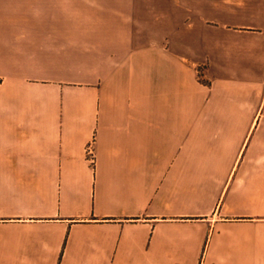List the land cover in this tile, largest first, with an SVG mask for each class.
<instances>
[{"label":"crops","instance_id":"0c3cea01","mask_svg":"<svg viewBox=\"0 0 264 264\" xmlns=\"http://www.w3.org/2000/svg\"><path fill=\"white\" fill-rule=\"evenodd\" d=\"M0 264H264V0H0Z\"/></svg>","mask_w":264,"mask_h":264},{"label":"built area","instance_id":"2783aa9c","mask_svg":"<svg viewBox=\"0 0 264 264\" xmlns=\"http://www.w3.org/2000/svg\"><path fill=\"white\" fill-rule=\"evenodd\" d=\"M87 155H88L90 161H91L92 163H94V162H95V155H94V151H93V149H92L91 146L88 147V149H87Z\"/></svg>","mask_w":264,"mask_h":264}]
</instances>
